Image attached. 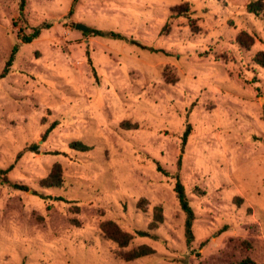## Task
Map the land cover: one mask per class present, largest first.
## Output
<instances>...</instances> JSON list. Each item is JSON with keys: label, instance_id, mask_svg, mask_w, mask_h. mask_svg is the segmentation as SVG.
I'll return each instance as SVG.
<instances>
[{"label": "rangeland", "instance_id": "obj_1", "mask_svg": "<svg viewBox=\"0 0 264 264\" xmlns=\"http://www.w3.org/2000/svg\"><path fill=\"white\" fill-rule=\"evenodd\" d=\"M18 1L0 0V74L16 48L0 78V169L26 190L0 179V264H264V20L249 0H77L71 14L73 0H26L22 19ZM54 166L60 183L45 187ZM107 222L133 236L126 248ZM140 245L154 253L123 259Z\"/></svg>", "mask_w": 264, "mask_h": 264}, {"label": "trees", "instance_id": "obj_2", "mask_svg": "<svg viewBox=\"0 0 264 264\" xmlns=\"http://www.w3.org/2000/svg\"><path fill=\"white\" fill-rule=\"evenodd\" d=\"M77 0H73L72 3V7L69 11V14L72 13V8L74 6V4L76 3ZM25 5H26V0H19L18 1V7H19V18H23V11L25 9ZM172 11L174 13H176L177 15H182V13H184L185 9H183L182 6H177L174 7L172 9ZM246 11L250 14H253L254 16L263 19L264 20V0H249L248 4L246 5ZM43 27L48 28L49 26L47 24L43 25ZM40 31L41 28H31V33L30 34H24L22 32V29L20 28L18 31V38L21 41V43H30L32 42L35 38H37L40 35ZM86 33H90L93 36H108L111 38H120L121 36L118 34H115L113 32H102L100 30H94V29H88L86 31ZM238 41L239 43L244 47V48H249L252 44H253V38L251 36H249L248 34L242 32L239 34L238 36ZM14 51H16V48H14ZM13 53L10 55L9 59L6 61L5 63V67L3 69V71L0 74V78H3L10 66L11 63L13 61ZM255 60L260 64V65H264V52H259L256 54L255 56ZM87 63L89 65V67H91V70L93 71V74L95 75L94 69L92 67L91 64V60L89 57H87ZM263 120H264V110H263ZM55 127V123H53L46 131L45 133L42 135V139H45V137L48 135V133ZM190 129L188 128L187 131L185 132L184 136H183V144L186 143V138L187 135L189 133ZM70 148L76 151H80V152H86L90 150V147H88L87 145L81 143V142H72L70 144ZM29 151L32 152H37L38 150V146L33 144L28 148ZM11 167L7 168V169H0V179L2 182H4L5 184H7L9 187L14 188V189H18V190H26V187L23 185H19V184H13L11 182H9V180L7 179V174L9 172ZM157 170L159 172H162V174L164 175H168L166 172H164L162 170V168L157 164ZM60 183V178H59V167L58 166H54L52 172L41 181V184L45 187H56L58 186ZM174 192L176 194V198L178 201V204L180 206L181 211L184 214V234H185V239H186V243L188 245H190L193 241V233H192V225H193V221L195 219L194 217V212L189 204V201L187 199L185 190L183 185L181 184V182L179 181L178 176L176 177V181L174 184ZM155 221H161V212L159 208L155 209ZM101 231L103 233V235L115 242L118 247L120 248H126L131 240L133 239V236L131 234H128L124 231H122L116 224H114L113 222H107L105 224L101 225ZM139 236H146L147 234L143 233V232H138ZM154 253V250L152 248H150L147 245H140L130 251H127L125 253H123V259L125 261H132V260H136L142 257H146L149 256L151 254Z\"/></svg>", "mask_w": 264, "mask_h": 264}, {"label": "water", "instance_id": "obj_3", "mask_svg": "<svg viewBox=\"0 0 264 264\" xmlns=\"http://www.w3.org/2000/svg\"><path fill=\"white\" fill-rule=\"evenodd\" d=\"M75 29L80 30L81 32H85L87 28L81 24L75 25Z\"/></svg>", "mask_w": 264, "mask_h": 264}]
</instances>
